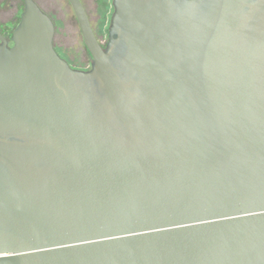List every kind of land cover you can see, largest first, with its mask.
<instances>
[{
    "label": "water",
    "instance_id": "obj_1",
    "mask_svg": "<svg viewBox=\"0 0 264 264\" xmlns=\"http://www.w3.org/2000/svg\"><path fill=\"white\" fill-rule=\"evenodd\" d=\"M0 45V264H264V0L34 3Z\"/></svg>",
    "mask_w": 264,
    "mask_h": 264
},
{
    "label": "rangeland",
    "instance_id": "obj_2",
    "mask_svg": "<svg viewBox=\"0 0 264 264\" xmlns=\"http://www.w3.org/2000/svg\"><path fill=\"white\" fill-rule=\"evenodd\" d=\"M44 6L52 8L45 9L55 22V48L59 55L74 70L90 71L92 68V57L85 45L76 15L68 0H40ZM90 8H87L91 16L99 18L98 9L93 8L96 0H86ZM92 7V8H91ZM10 10V8H5ZM24 8H21L23 12Z\"/></svg>",
    "mask_w": 264,
    "mask_h": 264
},
{
    "label": "flooded vegetation",
    "instance_id": "obj_3",
    "mask_svg": "<svg viewBox=\"0 0 264 264\" xmlns=\"http://www.w3.org/2000/svg\"><path fill=\"white\" fill-rule=\"evenodd\" d=\"M33 1L38 6V8H40L52 20L55 26V22L50 16V14L45 9H43V8H52V7L44 6L40 0H33ZM80 2L82 3L83 8L86 11L88 20L90 22L91 28L94 32V35L98 43L103 48H106L111 39L110 29L115 14L114 0H96V4L93 8H99L97 12L99 18H97V20H95L87 10V8H90L89 5L87 4V1L80 0ZM5 8H10V10H5ZM21 8H25L24 0H0V45H3L4 42H6L9 48H12L14 46L13 34L21 20V15L23 13L21 12ZM70 8L73 9L71 4H70ZM55 33H56V27H55ZM54 48H55V36H54ZM56 52L58 53L57 50Z\"/></svg>",
    "mask_w": 264,
    "mask_h": 264
}]
</instances>
